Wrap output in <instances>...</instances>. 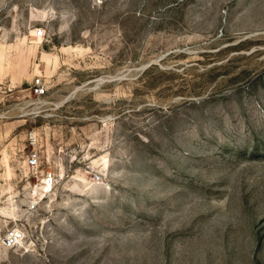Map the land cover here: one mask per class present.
Returning a JSON list of instances; mask_svg holds the SVG:
<instances>
[{
	"label": "rangeland",
	"instance_id": "374dc122",
	"mask_svg": "<svg viewBox=\"0 0 264 264\" xmlns=\"http://www.w3.org/2000/svg\"><path fill=\"white\" fill-rule=\"evenodd\" d=\"M0 264H264V0H0Z\"/></svg>",
	"mask_w": 264,
	"mask_h": 264
},
{
	"label": "built area",
	"instance_id": "2783aa9c",
	"mask_svg": "<svg viewBox=\"0 0 264 264\" xmlns=\"http://www.w3.org/2000/svg\"><path fill=\"white\" fill-rule=\"evenodd\" d=\"M34 91L36 94H42L44 92L43 85L39 80H36ZM28 139L31 145L36 144V137L33 133H29ZM39 156L36 150H32L27 159V167L35 169L38 166ZM51 173L46 174L45 181H48L47 187L51 186L52 183ZM23 239L22 233L18 229H10L2 238L1 243L6 248H13L21 242Z\"/></svg>",
	"mask_w": 264,
	"mask_h": 264
}]
</instances>
